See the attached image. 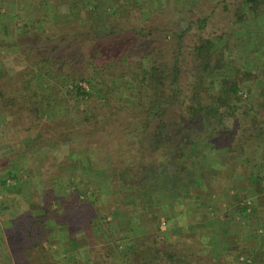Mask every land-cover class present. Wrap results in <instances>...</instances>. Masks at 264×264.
I'll use <instances>...</instances> for the list:
<instances>
[{
  "label": "rangeland",
  "instance_id": "1",
  "mask_svg": "<svg viewBox=\"0 0 264 264\" xmlns=\"http://www.w3.org/2000/svg\"><path fill=\"white\" fill-rule=\"evenodd\" d=\"M68 1L0 0V82L13 76L12 84H17L19 87L27 85L28 90H37L38 97L31 95L27 90L34 105L44 104L39 100L43 92L36 88L35 79L26 83L28 78H32L30 75L27 76V63L23 58L27 56L26 43L37 35L34 28L35 21L41 16L66 20V15L69 14L66 4ZM119 1L122 4L124 2ZM140 2L153 13H164L160 17L165 23L163 25L168 29L177 33L188 30L184 37L185 46L197 37L196 19L206 18V25L199 34L213 41L221 37L216 46L227 45L224 47V53L229 60L228 69L207 78L208 85L212 84L213 80L251 71L258 78L252 77V80L247 82L252 89L250 94L242 89V104L255 109L252 111L254 114L255 111L258 113L255 119L264 120V109L261 107L264 97L260 94L264 88V8L253 14L248 11L244 0H150L149 2L140 0ZM88 9L87 6L82 8L79 2L73 15L90 18L91 13ZM237 9L244 12L241 21L235 17ZM149 10L143 15L149 16ZM122 14L125 15L124 12ZM193 23L194 25L191 26ZM165 34L168 33L162 32L155 36L156 44L162 43L164 37H167ZM113 46L112 58L118 59L116 52L118 50ZM137 46L141 49L148 47L145 40L131 36L130 45L126 49L133 50ZM108 62L111 68L100 66L98 69L94 67L95 65L90 67L93 71L91 77H94L92 85H95L98 93L95 94L87 86L91 96L86 101L81 99L74 101L64 94L65 88L62 87L59 88L58 93L50 96L52 98L50 105L44 108V113L48 117L45 120L32 124L28 114H22L19 119L15 114L0 115V180L5 179V185L0 183V262H3L1 264H17L18 260L27 261L24 246L36 240L34 225L25 218V215L40 212V209H45L47 203H49V221L45 226L44 234L49 233L50 238L48 239V236L43 238L44 250L33 251L34 255H40L39 252H42L41 256L48 264L49 262L50 264L80 262L102 264L103 255L110 249L109 247L119 245L123 249L138 239L139 247L142 249L153 247L165 251L181 246L201 258L211 255L223 258L227 264L249 263L251 245L255 249L264 251V239L260 238L261 230L258 228L262 225L260 217H264V144L262 143L264 125L263 130H256L252 137L245 138L243 155L234 160L230 159V162L225 149L217 147L221 142L216 133L211 134L207 132L208 129H202L200 132L202 140L197 152L205 154L201 155L196 163L195 160L193 161L199 168L198 171H201L205 177L202 184L193 180L195 179L193 174L197 173L195 167L187 173L183 171L177 173L173 187L163 180L166 172L151 167L154 173V175L150 174L151 180H143L141 182L143 184L140 185L147 187L150 184L154 187L153 190L160 194L158 197L154 195L157 198L154 199V205L150 206L156 212V218L159 216L161 220L153 218L149 225L144 221L138 223L134 220V216L143 210V201L137 199V205L131 204L126 197L134 191L132 186L140 176L125 170L128 163L116 168L106 166L110 151H114L118 161V155L123 153L127 156L128 149L135 141L130 137L120 139L118 125L106 126L105 131L102 126L95 131L90 126L86 129L79 127L80 118L75 114V110L77 112L83 110L88 114H95L99 121H103L114 111L111 106L114 105L117 97L121 96L125 100L129 91H125L123 85L127 86L128 83L120 81L123 85L119 87L117 80L122 68L116 65L113 59ZM88 64L90 63L83 58L72 63L71 66L67 65L66 71L69 72L71 68L81 70L83 69L81 66ZM111 75L112 79L116 80V85L109 82ZM44 93H48L47 90ZM129 93L132 97L131 92ZM127 103L124 102L122 105L128 107L130 104ZM127 118L124 113L118 114V120L122 122ZM178 123L179 119L172 122L175 131H179ZM172 126L169 136L176 133ZM224 135L222 137L224 140L230 139L227 137L229 133ZM83 139H90L87 146L83 145ZM126 156L124 158H127ZM166 161L159 159L156 164L159 166ZM114 163L116 165L117 162ZM202 164L206 166L202 167ZM163 168H167V165ZM8 172H12L14 178H9ZM256 175L262 177V180L259 181ZM197 189L202 194H199ZM209 191L213 193L210 194ZM148 195H145L147 202ZM171 195L175 199H172ZM197 195L200 199L206 200L203 215L205 217L199 223L192 221L189 227L188 223L191 220L187 214L189 212L179 211L198 207L199 199L186 201L188 196L196 198ZM230 200L236 204H245L248 208L243 216L237 215L234 219L229 216L227 221L237 220V223L227 228L225 225L227 221L225 223L221 219ZM172 203L176 212L172 208ZM148 210L149 206L145 205L144 212ZM173 212L177 214L171 219H166L169 213L173 214ZM17 218H21L24 224L32 227V230L24 226L21 230L12 232V225L17 222ZM159 221L162 228L156 226ZM128 227L131 230L127 232V236L124 237V234L121 239H117L116 236L122 235L121 232H126ZM205 229H208L209 233ZM208 235L212 236L210 242L205 239ZM181 240L184 242H180ZM224 253L226 254L223 255ZM108 264L113 263L109 261Z\"/></svg>",
  "mask_w": 264,
  "mask_h": 264
},
{
  "label": "trees",
  "instance_id": "2",
  "mask_svg": "<svg viewBox=\"0 0 264 264\" xmlns=\"http://www.w3.org/2000/svg\"><path fill=\"white\" fill-rule=\"evenodd\" d=\"M123 1L122 4L119 0H69L66 2L69 13L66 15V20H56L43 16L37 19L34 27L37 35L33 37V42L29 40L26 43L27 56L23 58L27 63V76H32V78H28L26 83H30L35 79L36 88L43 92L39 100L44 104L34 105V102L30 101L28 92L38 97L37 90H28L27 85L19 87L17 84H12L13 76H11L12 78L0 82V115L12 116L15 114L19 119L22 114H28L32 124L45 120L48 117L44 113V108L50 105L52 100L50 96L53 93H58L59 88L62 87L65 88L64 94L74 101L79 99L86 101L91 96L87 86L95 94L98 93L95 85H92L94 77H91L93 73L91 68L94 65L96 68L100 66H102L101 68H111L108 61L113 59L114 63L122 68L117 78L119 87L122 84L120 81H126L128 85H122L125 87V91L131 92L132 97L129 92L126 93L125 100L121 96L117 97L114 100V105L111 106L115 112L113 111L103 121H99L95 114H88L83 110L82 112L75 110V114L80 118L79 127L86 129L90 126L95 131L99 126H102L101 128L105 131L106 126L115 125L117 127L118 125L117 131L121 135L120 139L130 137L135 141L128 149L127 156L123 153L118 155V161L114 151H110L106 166L116 168V166L127 165L128 163L125 170L135 172L140 176L137 180L139 183L136 182L132 186L134 191L126 199L131 204H135L137 199L143 201V210H140L134 216V220L138 223L144 221L149 225L150 221L156 218L157 215L151 209V206L154 205V199L160 194L153 190L154 187L150 184L147 187L140 184H143L141 183L143 180L148 181L151 178L150 174L154 175L152 168L155 167V170L166 172L167 174H165L163 180L170 187H173L175 175L182 173V171L187 173L193 167L197 168L196 161L200 159L201 155L205 154L204 152L203 154L197 152L199 143L202 140L200 133L202 129H208L207 132H211V134L216 133L219 137L218 140L221 142L220 146L217 147L225 149L230 162V159L234 160L243 155L245 138L252 137L256 130H263L264 120L255 119L258 115L256 111V115L252 113L255 109L247 104H242V89L250 94L252 89L250 85H247V82L252 80V77L254 79L258 78L251 71L240 73L234 77L213 80L212 84L208 85L207 78L216 76L228 69L229 60L224 53V47H227V45L216 46L221 37L213 41V39L199 34L206 25V18L196 19L197 37L185 46L184 37L188 30L177 33L168 29L163 25L165 23L160 17L164 13H153L148 7L141 4L140 0ZM145 1L149 2L150 0ZM79 2H81L82 8L89 7L90 18H79L73 15ZM244 2L248 11L253 14L264 8V0H244ZM146 10H149V16L143 15ZM235 17L241 21L244 12L237 9ZM162 32H167L168 34H165L167 37H164L162 43H157V45L155 36ZM131 36L145 40L148 47L141 49L140 46H137L133 50L126 49L130 45ZM112 46L118 50L116 51L118 59L112 58ZM83 58L90 64L81 66L83 67L81 70L71 68L69 72L66 71L67 65L71 66L72 63ZM109 82L113 85L117 83L116 80L112 79V75ZM45 90L48 93H44ZM260 94L264 97V88ZM124 102L130 105L124 107L122 105ZM261 107L264 109V103ZM65 108L67 110V107ZM119 113L127 115L128 118L124 120L125 122L118 120ZM175 119H179V131H175L174 125L172 126ZM171 126L176 133L169 136ZM226 133H229L227 137H230V139L224 140L222 137ZM81 135L84 137V133ZM178 139L179 142H177ZM82 141L83 145L87 146L90 139H83ZM262 143L264 144V139H262ZM125 156L128 159L124 158ZM159 159L168 161L157 166L156 162ZM115 161L117 162L116 165ZM165 165H167V168H163ZM204 166L206 165L202 164V167ZM160 168L165 171L159 170ZM196 170L197 173L193 174L195 177L193 180L198 184H202L205 177L201 171H198L199 168ZM7 176L14 178L12 172H8ZM256 178L259 181L262 180V177L258 175H256ZM0 183L5 185V179H1ZM197 190L199 194H202L199 189ZM209 193L212 194L213 192L209 191ZM146 194H149L148 202L145 201ZM155 194L157 197L154 196ZM187 198L186 201L200 200L198 207L192 210L184 208V211H179L189 212L187 214L191 219L188 223L190 227L193 222L199 223L204 220L206 200L200 199L198 195L196 198L191 196ZM172 199H175V197L173 196ZM172 199L170 200L172 201ZM228 203L221 219L223 222L226 223L229 216L234 219L237 215L243 216L246 214L247 205L236 204L232 200ZM145 205L149 206L148 212H144ZM172 205L174 212H176L174 203ZM46 206L45 209H40V212L36 214L25 215V218L34 225L36 242L24 246L27 261L25 259H23L25 262L18 260L17 264H48L47 260L41 256L42 252H39L40 255H34L33 251L34 249L44 250L42 247L43 238H47V236L48 239L50 238L49 233L44 234L45 226L49 221V203ZM174 212L173 214L169 213L170 215L166 219L173 218L177 214ZM158 217L156 219L161 220ZM129 220L132 221L133 219ZM260 220L262 225L258 226L261 230L259 236L264 239V217L261 216ZM236 223L237 220L227 221L225 225L228 228L229 225ZM24 226L30 231L32 230L31 226L24 224L21 218H17V222H14L11 231L21 230ZM156 226L162 228L160 221ZM129 230L131 228L128 227L126 232H121L122 235L115 236L117 239H121L124 234V237L127 236ZM205 230L208 231V229ZM211 237L208 235L205 239L210 242ZM138 242H140L139 239L138 241L134 240L132 244L125 246L123 249L119 245L109 247L110 249L105 252V255L102 254L104 256L101 260L102 264H108L109 261L113 264L226 263L219 256L198 257V255L189 253L181 246L161 251L160 249H153V247L142 249L139 247ZM180 242L184 241L181 240ZM250 247V262L246 264H264V251L259 248L255 249L253 245ZM101 248L105 249L107 247ZM260 250L262 251L260 252ZM111 254L114 255L110 256ZM235 258L237 259V256ZM79 264H88V262H80Z\"/></svg>",
  "mask_w": 264,
  "mask_h": 264
}]
</instances>
